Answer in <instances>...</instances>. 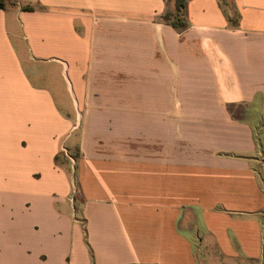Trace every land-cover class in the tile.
Wrapping results in <instances>:
<instances>
[{
  "label": "crops",
  "instance_id": "0c3cea01",
  "mask_svg": "<svg viewBox=\"0 0 264 264\" xmlns=\"http://www.w3.org/2000/svg\"><path fill=\"white\" fill-rule=\"evenodd\" d=\"M174 8L5 0L0 264H264V0Z\"/></svg>",
  "mask_w": 264,
  "mask_h": 264
},
{
  "label": "rangeland",
  "instance_id": "374dc122",
  "mask_svg": "<svg viewBox=\"0 0 264 264\" xmlns=\"http://www.w3.org/2000/svg\"><path fill=\"white\" fill-rule=\"evenodd\" d=\"M64 153H66V152H64V150L62 149V151H60V153L57 156V161L56 162L60 166H63V167H66V168L71 167V164L68 165V159L70 157L72 160L76 161V159L78 158V151L76 152V149L75 150L71 149L70 152H67L68 154L67 153L64 154ZM69 162H70V159H69ZM72 176H73V178H75V172L74 171L72 172ZM73 188H74V193L72 192V198L80 199L79 192L77 190V185H76L75 182H74ZM76 205L78 207L79 201L76 202ZM194 241L197 242V239H194ZM211 254L212 255H208L207 256L206 261L212 262V264H216V263L217 264H255L253 262L245 261V260H242V259H239V260H236V261H234V260H226V259L222 258L217 252H214V251H212Z\"/></svg>",
  "mask_w": 264,
  "mask_h": 264
},
{
  "label": "trees",
  "instance_id": "16d2710c",
  "mask_svg": "<svg viewBox=\"0 0 264 264\" xmlns=\"http://www.w3.org/2000/svg\"><path fill=\"white\" fill-rule=\"evenodd\" d=\"M8 2L10 3H15L17 0H7ZM186 4V0H175V8H174V11L171 12V13H167V18L170 19L171 21V24L173 26H181V24L179 23V20H178V15H179V12L182 10V8L185 6ZM4 5H5V0H0V9H3L4 8ZM28 9V8H26ZM257 142H258V145L259 147H261V135L258 134L257 137ZM56 161H57V157H56ZM57 163V162H56ZM258 175H260L259 171H258ZM261 178V176H260ZM261 182H262V186L264 188V181L263 179L261 178Z\"/></svg>",
  "mask_w": 264,
  "mask_h": 264
}]
</instances>
